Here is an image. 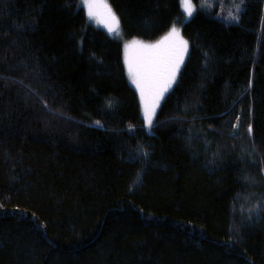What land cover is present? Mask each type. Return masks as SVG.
Listing matches in <instances>:
<instances>
[{
  "label": "trees",
  "instance_id": "16d2710c",
  "mask_svg": "<svg viewBox=\"0 0 264 264\" xmlns=\"http://www.w3.org/2000/svg\"><path fill=\"white\" fill-rule=\"evenodd\" d=\"M192 1L108 0L189 42L148 130L80 0H0V264H264V0Z\"/></svg>",
  "mask_w": 264,
  "mask_h": 264
},
{
  "label": "snow or ice",
  "instance_id": "6c2138e0",
  "mask_svg": "<svg viewBox=\"0 0 264 264\" xmlns=\"http://www.w3.org/2000/svg\"><path fill=\"white\" fill-rule=\"evenodd\" d=\"M180 2L183 8L182 16L186 19H190L194 12L191 0H180ZM214 2L219 3V0H214ZM243 2L244 0H239L238 3L233 0L235 10L234 12L230 11L228 13L227 19L229 21L238 22ZM81 3L87 8L88 20L96 19L98 23H103L109 34H116L117 36L121 34L119 29V18L106 2L98 3L97 0H81ZM101 8L105 10L103 18H101V14L98 12V9ZM164 42H168V48L160 57L148 60L144 63L129 60L127 56L125 58L128 76L140 94L144 126L148 129H151L153 125V117L158 103L176 82L178 73L188 52V41L183 39L180 35V30L173 24L166 36L156 44H142L137 40L125 44V50L127 51L129 48L136 46L145 49H156ZM249 88H251V81H249ZM37 99H39L38 96ZM42 103L44 104V108L47 109V102L42 101ZM239 119L240 118L237 117V121H239ZM95 125L99 127L100 121H96ZM237 127L238 124L232 125L234 131ZM247 131L248 134L251 135V124H249ZM143 155L147 156L148 154L143 153ZM262 171H264V169H262ZM137 175L139 176V174ZM137 182L139 181L137 180Z\"/></svg>",
  "mask_w": 264,
  "mask_h": 264
},
{
  "label": "rangeland",
  "instance_id": "374dc122",
  "mask_svg": "<svg viewBox=\"0 0 264 264\" xmlns=\"http://www.w3.org/2000/svg\"><path fill=\"white\" fill-rule=\"evenodd\" d=\"M97 2H98V3H104V2H106V3L111 7V9H112V11H113V8H112V6L110 5V3L108 2V0H97ZM180 4H181V2H180ZM80 5L85 9L86 16H87V8L81 3V0H80ZM191 5H192V7H193V9H194V12H195V5H194V3H193L192 0H191ZM181 8H182V6H181ZM104 11H105V10H104L103 8L98 9V12L101 14V18H103V13H104ZM182 11H183V8H182ZM113 12H114V11H113ZM194 12H193V13H194ZM114 13H115V12H114ZM116 16H117V15H116ZM87 19H88V18H87ZM185 20L187 21V20H189V19H186V18H185ZM88 22L92 23L93 25H95V26H97V27H99V28H102L103 30H105V31L108 33L107 28L105 27V25H104L103 23H98L96 19L88 20ZM175 26L180 30V35L183 37V39H184V40H187V39L185 38V36L183 35V32H182V26H180V25H175ZM119 29H120V33H121L119 36H117L116 34H109V33H108V34H109L110 36L116 38V39H120V40H122V43H123V61H124V66H125V69H126L127 76H128V72H127V66H126V64H125V58H126V56H127V58H128L129 60H132V61H134V62L144 63V62H146V61H148V60H151V59H154V58L160 57L161 55L164 54L165 50L168 48V42H164V43H161V44H160V47H159V48H156V49H145V48H142V47H140V46H136V47H133V48H129V49L126 51V50H125V44H127V43H129V42H131V41H133V40H137V41L141 42L142 44H148V45L156 44L158 41H161L162 38L166 36V34L169 32L170 29H169L168 32H166L162 37H160L159 39H157V40H155V41H144V40H141V39H138V38H129V39H125V38L123 37V33H122V29H121L120 22H119ZM187 41H188V40H187ZM188 51H189V42H188ZM187 55H188V52H187V54H186V56H185L184 62H185V60H186ZM183 65H184V63L182 64L181 68L183 67ZM181 68H180V70H181ZM179 72H180V71H179ZM178 74H179V73H178ZM177 77H178V76H177ZM128 80H129L130 85H131V86L136 90V92H137V95H138V98H139V103H140L141 115H142V118H143L142 105H141V98H140L139 91L137 90L136 86H135L134 84H132V82H131L129 76H128ZM174 84H175V83H174ZM174 84H173V85H174ZM173 85H172V87H173ZM172 87H171V88H172ZM171 88H170V89H171ZM166 93H167V92H166ZM166 93H165V95H166ZM165 95H164V96H165ZM162 99H163V98H162ZM162 99L160 100V102L158 103V105H157V107H156L155 115H156V112H157V110H158V107H159V105H160ZM155 115H154V117H155ZM154 117H153V119H154ZM143 120H144V118H143ZM147 129H148V128H147ZM148 130H150V129H148Z\"/></svg>",
  "mask_w": 264,
  "mask_h": 264
}]
</instances>
